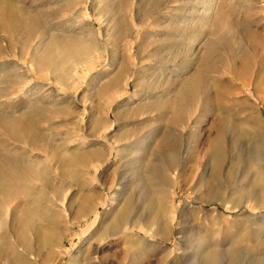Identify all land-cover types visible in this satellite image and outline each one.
I'll use <instances>...</instances> for the list:
<instances>
[{
  "label": "rangeland",
  "instance_id": "1",
  "mask_svg": "<svg viewBox=\"0 0 264 264\" xmlns=\"http://www.w3.org/2000/svg\"><path fill=\"white\" fill-rule=\"evenodd\" d=\"M86 43L101 48L99 56L79 67V77L58 80L69 51ZM172 114L186 121L177 128L170 183L152 181L162 216L151 222L136 209L142 221L104 241L101 228L122 203L112 201L115 189L132 178L121 176L126 164L161 160L157 141ZM99 115L101 136L89 143L81 136L92 134ZM220 118L232 128L222 133L215 169L204 153ZM256 119L264 124V0H0V216L13 228L3 177L26 165L33 175L25 172L23 191L33 201L17 212L35 208L25 217L26 245L5 238L1 226L0 264H128L124 252L138 248L145 250L140 264H182L208 247L264 255V181L255 180L262 171L256 164L264 168L256 157L264 133H256ZM151 129L158 132L149 152L127 156L134 138L115 142ZM88 150L100 151L96 168L80 162ZM134 187L124 188L123 199L138 205ZM88 189L92 207L76 218ZM52 211L66 238L49 244L44 235L52 226L43 215Z\"/></svg>",
  "mask_w": 264,
  "mask_h": 264
},
{
  "label": "bare ground",
  "instance_id": "2",
  "mask_svg": "<svg viewBox=\"0 0 264 264\" xmlns=\"http://www.w3.org/2000/svg\"><path fill=\"white\" fill-rule=\"evenodd\" d=\"M101 50H102L101 48H98L95 45H90V44H87V45L82 44V45L75 47L74 49H71L69 51V58H71V63H70V65H68V68H66L64 70L63 74L58 73L59 76L57 79L58 80H65L67 74L71 75L73 78L79 77V74H78L79 67H81L87 63L92 62L93 59H95L99 56V54L101 53ZM39 65H40V63H39ZM112 83L109 82V84H110L109 88L110 89L113 88V86H114ZM112 91H114V90H112ZM117 92L118 91H116L115 93L112 92L113 94L109 98H113V100L115 98H117L119 96V93H117ZM113 100H111V102ZM109 104H111V103H109ZM109 107H110V105H109ZM107 110L108 109L106 108L105 112H103L104 122L106 121V119L108 117ZM101 119H102V116L100 117V115L98 117H94V122H93L94 126H93L92 132H91L94 135H92V134L89 135V136H92L94 138L91 137L90 139H88L89 136H81V138L87 140L89 143L98 141L101 134L97 135V132H98L97 130L100 128V122L99 121ZM220 119L221 120H219L218 123L216 122L218 124V127H216L217 128V134L215 133L216 137L213 140L209 139L207 141L206 150L204 153V155L208 158V160L213 161L215 163V165H216L215 169L217 168L218 164L223 159V154H224V150H225L223 148L224 145L222 146V144H223L222 142L224 141L222 139V136H223L222 133L224 134L225 130L231 126V125L225 123L224 118H220ZM166 121L167 122L165 125L166 126L165 131L162 133V135H160L161 137H159V140L157 141V148L159 151H156L157 148L156 149L154 148L156 153L159 152L160 154L163 155V156L161 155V157L159 156L161 158V160H159V161H161L160 164H158L159 163V161H158L157 164H152V163L148 164V165L143 164L144 165L143 166L142 165V159H140V160H137V161H139L138 162L139 164L136 163L135 168L131 167L130 164L132 163V161H130L129 163L126 164L125 170L123 169L124 171L122 172L121 176L126 175V173H130V175L134 181H132V178H130V180L128 179V181H126L125 177L119 181V184H118L119 188L115 189L117 192L114 193L116 196L113 197L112 201L114 202L116 200H119V204L121 202L122 203H121V206L119 205L120 206L119 209H117L113 213V215H111L109 217V220H110L109 223L105 227L101 228V234L103 235L104 241H107L110 238L118 236L120 233H123L124 230H127L126 226L128 224H131L134 227V225H137L139 221H142L143 218L142 217L140 218L141 215L138 216L136 209H137V211H139L141 209L145 210V213H146L145 218L150 219V221L151 220L156 221L162 216L164 204L162 201L157 200L156 197L154 196V193L152 192V186H154V185H152V183H153L152 181L159 180V182H161L162 184L170 183V179L168 178L169 176L167 175L168 174L167 172L176 166V164L178 162L179 151H180V146H181V136L177 133V128L183 126L185 124L186 120L183 119L179 114H177V115L172 114L168 118V120H166ZM230 128H232V126ZM254 128L256 130V133H258L259 135L264 133V124L262 122H260L258 119H256L254 122ZM156 131L158 132V130L151 129V131L140 133L139 135L127 134V135L120 136V137L116 136L117 138L115 139L116 140L115 142L126 141L130 138H134V142L131 145L124 147V149H123V151L125 153H127V156L131 155V154L139 153V151L145 152V150H146L147 152H149L147 142H148V140L151 139V136ZM30 146H31V144H30ZM256 147H257L256 157L258 156L259 158L263 159L264 158V140L257 141ZM35 149L36 148L33 146L30 147V150H35ZM154 149H153V151H154ZM121 151L122 150H120V152ZM149 155H151V154H149ZM253 155L255 156V154H253ZM253 155H250V157L249 156L247 157L249 160L250 166H254V164H255V162H254L255 160H254ZM100 157H101V155H100L99 150H95V151L88 150V151H85L80 156V162L83 166H86L87 168H89L91 166H93V168H96ZM125 157H126V154H125ZM258 164L259 165L256 164L257 168L261 169L262 171L259 170L261 172L259 174L257 173L255 180L256 181H264V168L260 165V163H258ZM128 166H130V168H128ZM25 167L26 168L22 167L24 169H21V170L19 169L18 172L14 171L15 173L13 175L6 173V176L4 175V177H3V179H4L3 183H5V184H3L4 187H2L3 189H1V193L3 194V199H4L5 204L7 206V212L9 211V214H10L9 217H11V222H13V225H12L13 228L10 227V225L7 224V221L3 220L1 216H0V228H1V226L5 225L4 227L8 228L7 231L4 230L5 231V238H9L12 236L13 238H16L19 243H22V245L23 244L26 245V239H25L26 233L29 231V223L26 222L27 220L25 219V217L32 214L34 212V209H35L33 207H27V208L17 212V209H19L23 203H28L29 201H31V202L33 201V199L30 200V197L23 191L24 182L26 181V174L27 173L32 174V171H31L32 166L26 165ZM145 167H147V168H145ZM215 169L213 171V174L216 172ZM25 172H26V174H25ZM128 184H135L134 188L139 190V196H140L139 202L140 203L138 205L134 201L133 197H127V199L124 198L125 201L123 199V196H124L123 194L125 191L124 188ZM262 186H263V184H262ZM80 189L82 191L85 190L83 185H81ZM241 191H244V192H241ZM261 191H260V193H262ZM93 192H94L93 189H88L87 193H83L81 195V199L78 202V209H77V213H76V216H77L76 218L81 217L82 215L86 214L87 211L92 207V206H90V203L92 201V193ZM240 192L245 193V195H247V196L252 195L251 194V187L250 188L244 187L243 190H240ZM33 193H35V191L31 190V194H33ZM256 194H257V192H256ZM119 196H121L120 199H118ZM137 197H138V195H137ZM222 201H224V200L222 199ZM60 212H63V211H60ZM56 214H57L56 212L52 211V213L46 212L43 215L44 217L47 218V221L52 226L51 229L48 230V233L46 235H44L45 241L49 244H52L56 241H62L63 239L66 238L64 235L63 236L60 235V233L56 230L58 228V226L56 225L57 223L55 221ZM131 214H132V216H131ZM44 217H43V219H45ZM131 225H130V227H132ZM66 236L72 237V236H70V234H68ZM140 246H141V244H140ZM254 247H255V245H254ZM138 249H136V251H134V252H131V251L124 252L125 258H128V264H140L141 263L140 259H141L142 255L145 253V250H144V248H140L139 250ZM258 250H259V248H258ZM83 257H85V256H83ZM0 261H1V259H0ZM83 262H84L83 264H98L99 263V262L96 263V261H92V259H89V258H87V259L85 258V260L83 259ZM117 264H121V262H117ZM158 264H162V261L159 262ZM182 264H264V255L255 256L254 254H250L249 252L244 253L243 251H241V249L238 246H232L230 249H227V250H219V249H214V248L208 247L201 254L193 255V256L191 254Z\"/></svg>",
  "mask_w": 264,
  "mask_h": 264
}]
</instances>
